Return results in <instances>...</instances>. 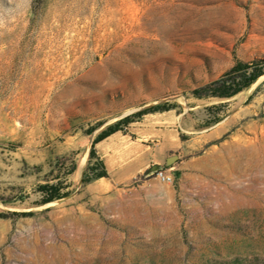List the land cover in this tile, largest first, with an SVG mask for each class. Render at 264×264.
Wrapping results in <instances>:
<instances>
[{
  "label": "rangeland",
  "instance_id": "1",
  "mask_svg": "<svg viewBox=\"0 0 264 264\" xmlns=\"http://www.w3.org/2000/svg\"><path fill=\"white\" fill-rule=\"evenodd\" d=\"M234 52L264 55V0H0V264H264V74L190 93ZM164 99L181 106L173 181L81 186L95 133ZM72 157L69 196L39 204Z\"/></svg>",
  "mask_w": 264,
  "mask_h": 264
},
{
  "label": "trees",
  "instance_id": "2",
  "mask_svg": "<svg viewBox=\"0 0 264 264\" xmlns=\"http://www.w3.org/2000/svg\"><path fill=\"white\" fill-rule=\"evenodd\" d=\"M262 74H264V55L244 59L236 56L234 52V61L229 67L223 70L218 76L193 87L190 93L192 96L198 98L214 97L218 99H225L249 87ZM169 109H176V111L179 112L181 110V106L178 102L172 100H160L140 109L123 114L100 128L93 136L92 142L88 148L85 165L79 178V184L82 186L90 183V181L98 177L108 176L104 161L95 149V143L97 141L118 129L126 128L129 123L139 119L143 113ZM209 113L210 115L212 114V116L208 119L206 124L217 121L221 118L220 115L215 114V110L212 108L209 110ZM99 123L101 122L99 121L96 124L90 125L84 129V132L90 133ZM76 166L77 162L74 157L70 158V160L66 158H58L56 160L57 171L51 177H48L45 181H43V183H39L35 187V191L41 196L38 203H50L69 195L71 191L67 176L75 170ZM178 174L179 171L176 172V177ZM26 197L27 194L22 193L19 194L17 198L18 200L23 201ZM0 201L4 204H10L12 200L3 199L0 196ZM12 213L20 216H28L32 215L33 211H15ZM0 216H7V213L0 212Z\"/></svg>",
  "mask_w": 264,
  "mask_h": 264
},
{
  "label": "crops",
  "instance_id": "3",
  "mask_svg": "<svg viewBox=\"0 0 264 264\" xmlns=\"http://www.w3.org/2000/svg\"><path fill=\"white\" fill-rule=\"evenodd\" d=\"M131 123L132 126L118 129L95 143L108 176L90 182H130L150 164L165 160L171 151L176 150L179 159L178 148L183 146L184 140L178 128L177 115L172 109L145 113L140 120ZM178 159L176 161L179 162Z\"/></svg>",
  "mask_w": 264,
  "mask_h": 264
},
{
  "label": "water",
  "instance_id": "4",
  "mask_svg": "<svg viewBox=\"0 0 264 264\" xmlns=\"http://www.w3.org/2000/svg\"><path fill=\"white\" fill-rule=\"evenodd\" d=\"M149 105V104H148ZM147 106V105H145ZM144 107V106H143ZM142 108V107H141ZM140 109V108H138ZM178 159V153H171L169 155L166 156L165 158V162L164 163H160V162H155L150 164L144 171H143V175L144 176H149L153 173H155L157 170L164 168L165 165H170L172 162L176 161ZM69 195H67L66 197H68Z\"/></svg>",
  "mask_w": 264,
  "mask_h": 264
},
{
  "label": "built area",
  "instance_id": "5",
  "mask_svg": "<svg viewBox=\"0 0 264 264\" xmlns=\"http://www.w3.org/2000/svg\"><path fill=\"white\" fill-rule=\"evenodd\" d=\"M155 175L160 179L167 181V183H171L173 181V174L171 172L166 171L165 168H161L155 172Z\"/></svg>",
  "mask_w": 264,
  "mask_h": 264
},
{
  "label": "bare ground",
  "instance_id": "6",
  "mask_svg": "<svg viewBox=\"0 0 264 264\" xmlns=\"http://www.w3.org/2000/svg\"><path fill=\"white\" fill-rule=\"evenodd\" d=\"M86 154V153H85Z\"/></svg>",
  "mask_w": 264,
  "mask_h": 264
}]
</instances>
